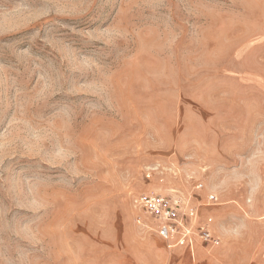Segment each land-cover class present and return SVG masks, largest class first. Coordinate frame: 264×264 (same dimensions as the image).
Listing matches in <instances>:
<instances>
[{"label":"rangeland","instance_id":"1","mask_svg":"<svg viewBox=\"0 0 264 264\" xmlns=\"http://www.w3.org/2000/svg\"><path fill=\"white\" fill-rule=\"evenodd\" d=\"M0 264H264V0H0Z\"/></svg>","mask_w":264,"mask_h":264},{"label":"built area","instance_id":"2","mask_svg":"<svg viewBox=\"0 0 264 264\" xmlns=\"http://www.w3.org/2000/svg\"><path fill=\"white\" fill-rule=\"evenodd\" d=\"M208 198L213 200L214 196L211 195ZM182 204L180 199L158 194L142 195L134 199L136 207L157 220L156 231L168 243L190 249L196 237L206 244L215 243L209 229L198 220L197 209L192 206L184 208ZM182 208L185 212L180 214ZM185 218L190 224L185 223ZM137 222L141 224L140 220Z\"/></svg>","mask_w":264,"mask_h":264}]
</instances>
